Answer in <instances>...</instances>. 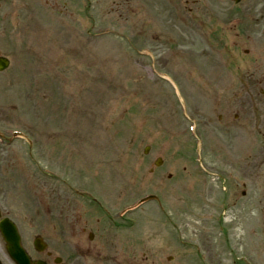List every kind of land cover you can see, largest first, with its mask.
<instances>
[{
  "label": "rangeland",
  "instance_id": "374dc122",
  "mask_svg": "<svg viewBox=\"0 0 264 264\" xmlns=\"http://www.w3.org/2000/svg\"><path fill=\"white\" fill-rule=\"evenodd\" d=\"M46 1L23 0L9 4L7 49L2 53L10 57V65L0 78V104L4 105L0 116L8 119L7 127L20 129L29 126L31 121H38L41 132H34L32 146L42 168L56 166L59 171H65L72 163L80 167L77 171L67 168L73 174L97 175L107 181L129 180L128 201L156 193L170 210L168 226H162L164 229L152 233L149 239L157 264L159 259L161 264H196L192 260L198 258L197 252L191 257L194 239L205 248L207 254L203 257L208 264L220 263L219 257L223 256L215 251L218 245L220 249L245 246L257 223L250 217L244 224L238 223L240 209L234 205L240 203L245 208L261 193L264 195V151L257 142L263 133L264 149V127L263 132L251 125L241 128L239 121L232 119L234 111L222 113L219 119L214 106L209 112H182L174 93H186L187 105L198 109L199 99L208 101L212 92L225 93L221 99L240 92L244 101L257 98L264 113V64L255 69L251 57L244 55L246 44L242 36L243 30L254 27V23L258 27L264 24V10L262 17L260 10L252 9L251 19L235 26L226 20L239 17L246 6L261 5L253 0H244L240 6L219 0L205 1L202 10L208 8L226 14V19L223 15L220 17L226 22L222 24L223 30L212 29L203 17L192 15L193 11L181 10L177 1ZM129 2L134 5L133 14H130ZM194 3L195 0L187 6L195 8ZM181 11L185 14L183 29L179 27ZM33 16L35 21H27ZM26 25L31 28L21 38L19 32ZM207 43L212 52L203 54ZM182 45V50L177 48ZM144 47L148 48V54L140 52ZM187 49L198 53L194 57L184 53L188 68L182 69L178 61ZM249 52L256 54L252 47ZM207 55L211 57L208 60ZM157 59H161L158 64ZM248 59L247 66H253L242 77L239 66ZM158 65L181 90L150 73V70L157 71ZM201 66L205 67L198 69ZM188 71L191 72L182 74ZM220 101L224 104V100ZM250 118L248 115L246 121ZM188 120L195 123L196 135L200 131L205 138L200 145L203 156L206 150H215V141L223 140L222 150L217 149L221 155L213 151L202 167L218 169L225 180L198 172L197 166L202 169L192 160L195 143L186 126ZM235 131H240L241 136L225 149L230 139L237 136ZM25 147L21 141L11 143L6 155L21 157L25 162ZM232 156L239 161H233ZM216 157L222 162L213 163ZM157 158L163 162L161 168L149 174V166ZM14 170L12 167L11 171ZM223 183L224 194L220 192ZM243 185L247 188L246 197L240 200ZM196 199L201 201L200 207ZM208 200H216V206L209 209L211 220L201 216ZM220 212L225 214L221 221ZM157 214L153 227H160L163 222ZM170 222L183 231L178 243L172 240ZM141 230L142 234H136V243L143 239L145 246L146 223ZM223 231L227 234L223 235ZM156 235L163 237L157 251ZM246 247L250 249L251 243ZM170 255L172 260L165 262L164 257ZM258 256L264 262V253ZM249 257L254 264V256L249 254ZM229 261L230 257L224 258V263Z\"/></svg>",
  "mask_w": 264,
  "mask_h": 264
},
{
  "label": "flooded vegetation",
  "instance_id": "af4514ba",
  "mask_svg": "<svg viewBox=\"0 0 264 264\" xmlns=\"http://www.w3.org/2000/svg\"><path fill=\"white\" fill-rule=\"evenodd\" d=\"M184 4H187L186 0ZM258 34L257 27L250 28L247 40L257 42ZM224 94L211 93L208 101L205 100L198 104V110L209 112L212 105L217 108L219 119H221L222 113L234 111L232 119L239 121L241 128L251 125L263 132L264 115L257 98L250 97L247 102V100L244 101L242 94L237 92L221 99ZM220 100H224V104ZM248 104H250V108H248ZM248 115L251 118L246 121ZM234 134L238 136L241 133L235 131ZM237 136L232 137L229 142ZM260 142L261 144L263 142V133ZM8 185L10 187H0V222L2 218L13 221L19 237L18 242L31 264L39 262L41 264H137L134 251L130 247H127V251H125L126 245H122H130L131 234L134 232L129 218L121 222L113 220L109 213H104L101 210L100 206L93 204L83 206L87 199L83 198V201H78L66 196L62 219L56 218L55 205L50 204L49 219L33 218L40 215L39 208H37L35 212L28 214L29 219L24 220L23 209L29 210L34 204L25 206L20 202L19 197H9V192H17V188L13 181ZM9 198L18 203L8 204ZM256 201L257 206L263 208L262 193L256 197ZM88 212L91 219L88 218ZM103 213L107 215V221L104 220ZM35 240L44 244L45 250L42 253L36 252L33 248ZM0 264H16L6 251L5 244L1 239V232Z\"/></svg>",
  "mask_w": 264,
  "mask_h": 264
}]
</instances>
